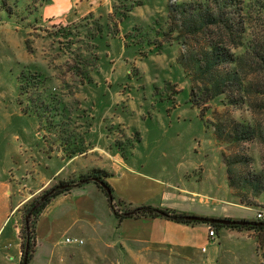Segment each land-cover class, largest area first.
Segmentation results:
<instances>
[{
  "label": "rangeland",
  "instance_id": "1",
  "mask_svg": "<svg viewBox=\"0 0 264 264\" xmlns=\"http://www.w3.org/2000/svg\"><path fill=\"white\" fill-rule=\"evenodd\" d=\"M168 2L94 0L93 15L67 24L43 17L44 0H0V202L10 195L23 201L24 216L61 182L114 174L118 156L146 173L163 170L170 183L183 174L195 205L212 208L216 198L264 211V194L252 195L244 180L264 175V141L230 143L216 131L231 132L235 122L264 130V73L248 75L250 107H230L221 97L193 107L189 100L200 102L201 91L178 62L182 48L161 36ZM250 30L264 53V24ZM23 75L33 77L24 89ZM68 160H77L76 171L52 178ZM221 232L229 234L221 239ZM219 233L196 263L146 253L137 263L120 246L101 243L92 251L82 245L81 264H264V233Z\"/></svg>",
  "mask_w": 264,
  "mask_h": 264
},
{
  "label": "crops",
  "instance_id": "2",
  "mask_svg": "<svg viewBox=\"0 0 264 264\" xmlns=\"http://www.w3.org/2000/svg\"><path fill=\"white\" fill-rule=\"evenodd\" d=\"M93 3L94 0H51L43 5L42 13L47 19L57 18L61 23L69 19L66 23L73 24L97 11L92 7ZM113 159L118 171L112 174L108 183L117 199L132 207L151 205L201 217L236 221L255 219L257 212L230 201L215 198L213 201L221 203L213 204L212 208L209 203L195 205L193 196L197 193L184 187L187 181L183 174L170 183L165 180L163 170H155L156 174L146 173L147 168L125 164L118 156ZM76 161L64 162L60 168L52 170L51 177L73 173L79 167ZM4 185L0 184V193L6 187ZM22 203L13 201L12 195L8 196V201L0 202V264L20 263L22 216L19 208ZM228 234L221 232L219 238ZM66 238L82 240L84 249L86 246L90 251L101 243L112 251L120 246L137 263L145 261L144 253L154 254L155 261L172 258L196 263L199 255L215 244V238L208 237L206 226L145 218L125 219L117 225L106 197L93 184L61 194L43 209L36 224V250L30 264H81L83 246L67 245Z\"/></svg>",
  "mask_w": 264,
  "mask_h": 264
},
{
  "label": "trees",
  "instance_id": "3",
  "mask_svg": "<svg viewBox=\"0 0 264 264\" xmlns=\"http://www.w3.org/2000/svg\"><path fill=\"white\" fill-rule=\"evenodd\" d=\"M49 3L50 0H44L45 5ZM2 4L5 7L3 2ZM166 10L167 27L161 36L165 42L174 41L182 48L178 62L184 72L191 79H195L196 86L201 91L200 102L190 98L191 105L206 108L207 103L221 97L223 103L230 107L238 108L246 104L250 107L248 96L253 85L248 81V75L251 71L258 73L260 70V73H264V53L259 51L260 46L250 27L256 21L264 24V0H169ZM4 11L15 16L6 8ZM77 65L80 67L81 64ZM77 65L74 67L76 73L77 69L80 71ZM255 65H260L259 69H255ZM32 78L30 76L29 80L32 81ZM21 79L26 82L23 84L24 89L30 81L24 75ZM44 103L41 102V105ZM232 127L231 132L225 133L224 126L216 131L220 133L219 135L225 134L230 138V143L231 140L237 143L264 141V130H260L261 124L256 127L254 124L235 122ZM77 153H83L82 149L77 150ZM111 177L112 175L106 172L93 171L69 184L61 182L39 199L33 200L22 216L19 264H30L33 259L37 220L49 202L61 194L88 184H93L103 193L118 224L125 219H164L186 226L210 227L217 235L220 230L226 228L264 233V222L257 220H240L250 222V225L224 226L187 221L185 217L190 215L169 208L151 205L132 207L117 199L108 183ZM244 177L246 183L249 182L252 195L264 194L262 173L254 175V179ZM229 185L233 186V183L229 182ZM63 186L66 187L60 188Z\"/></svg>",
  "mask_w": 264,
  "mask_h": 264
},
{
  "label": "water",
  "instance_id": "4",
  "mask_svg": "<svg viewBox=\"0 0 264 264\" xmlns=\"http://www.w3.org/2000/svg\"><path fill=\"white\" fill-rule=\"evenodd\" d=\"M66 186L60 187L64 188ZM185 220L191 221V222H207L211 224H220L224 226H233V225H250V222H244V221H236V220H227V219H219V218H209V217H201L196 215H190L186 216Z\"/></svg>",
  "mask_w": 264,
  "mask_h": 264
},
{
  "label": "built area",
  "instance_id": "5",
  "mask_svg": "<svg viewBox=\"0 0 264 264\" xmlns=\"http://www.w3.org/2000/svg\"><path fill=\"white\" fill-rule=\"evenodd\" d=\"M255 220L264 222V212H262V211L257 212L255 215ZM207 231H208V237L209 238H215L216 237L213 229L208 227ZM64 242L67 245H77L78 246V245L83 244V241L78 239V238H66Z\"/></svg>",
  "mask_w": 264,
  "mask_h": 264
}]
</instances>
